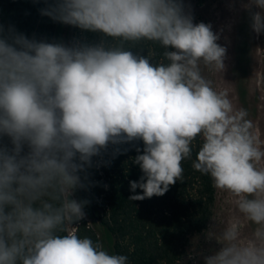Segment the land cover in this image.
<instances>
[{"label": "clouds", "instance_id": "obj_1", "mask_svg": "<svg viewBox=\"0 0 264 264\" xmlns=\"http://www.w3.org/2000/svg\"><path fill=\"white\" fill-rule=\"evenodd\" d=\"M44 4L41 16L111 43L69 46L0 25V264H129L78 234L90 201L75 193L95 186L94 158L137 141L142 175L130 200L165 195L191 161L234 206L223 227L210 218L206 235L219 248L203 264H264V143L205 74L225 69L220 33L194 23L184 0ZM244 7L264 33V0ZM139 43L162 49L159 61L126 47Z\"/></svg>", "mask_w": 264, "mask_h": 264}, {"label": "trees", "instance_id": "obj_2", "mask_svg": "<svg viewBox=\"0 0 264 264\" xmlns=\"http://www.w3.org/2000/svg\"><path fill=\"white\" fill-rule=\"evenodd\" d=\"M44 0H0V25L13 26L29 38L55 42L58 22L41 16L39 9ZM110 44V38L71 26L73 44ZM134 54L148 56L149 50L156 55L152 63L160 59L162 49L149 43L127 45ZM264 52V50H263ZM143 149V142H134ZM198 146V142H197ZM133 144L110 145L107 153L94 158L89 169L90 181L85 193L93 210L98 213L99 226L111 254L129 257V264H187L190 256L200 248L214 218L216 189L208 176L195 171L191 161H183L184 180L170 186L160 197L142 201L129 199L130 181L142 175L133 163L138 154ZM118 149V151H117ZM196 147L193 148V159ZM107 185V188L104 187ZM141 193L140 189L136 190ZM142 194V193H141ZM75 227L80 236L99 241L97 233L85 220Z\"/></svg>", "mask_w": 264, "mask_h": 264}, {"label": "rangeland", "instance_id": "obj_3", "mask_svg": "<svg viewBox=\"0 0 264 264\" xmlns=\"http://www.w3.org/2000/svg\"><path fill=\"white\" fill-rule=\"evenodd\" d=\"M184 3L190 5L194 23H210L213 31L220 33L218 43L227 49L223 73L205 74L218 91L223 90L229 94L234 105L248 111V118L253 121L255 131L264 143V33L257 35L251 30L249 13L244 7L248 0H184ZM255 10L257 9H253ZM70 41L71 26L58 23L55 42L70 46ZM75 198L87 199L82 190L75 193ZM85 212L87 216L84 220L97 233L108 251V244L103 238L97 219L98 213L90 204L85 207ZM233 214L234 206L230 197L216 190L213 219L218 227H223ZM218 248L216 241L208 239L206 235L204 242L190 256L187 264H203V257Z\"/></svg>", "mask_w": 264, "mask_h": 264}]
</instances>
